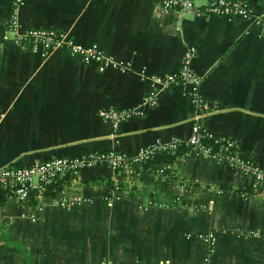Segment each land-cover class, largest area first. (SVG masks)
Returning <instances> with one entry per match:
<instances>
[{
  "label": "crops",
  "instance_id": "obj_1",
  "mask_svg": "<svg viewBox=\"0 0 264 264\" xmlns=\"http://www.w3.org/2000/svg\"><path fill=\"white\" fill-rule=\"evenodd\" d=\"M13 1L0 0V165L178 146L170 160L62 173L27 201L0 186V264H264V186L185 142L200 111L195 93L209 103L200 126L236 138L264 168V25L153 0ZM248 1L255 14L264 7ZM12 16L21 30L53 26L77 45H97L106 66L16 44ZM187 47L195 83H155ZM111 106L143 111L114 127L98 114Z\"/></svg>",
  "mask_w": 264,
  "mask_h": 264
},
{
  "label": "built area",
  "instance_id": "obj_2",
  "mask_svg": "<svg viewBox=\"0 0 264 264\" xmlns=\"http://www.w3.org/2000/svg\"><path fill=\"white\" fill-rule=\"evenodd\" d=\"M22 0H14L16 6ZM159 3L163 8H175L180 12L206 15H223L226 17H240L264 25V7L257 14L248 0H208L204 3H196L194 0H153ZM7 28L13 30L14 42L22 47L40 46L44 51L51 48H64L70 53H77L85 61H99V69H103L107 62L102 61V50L95 44L82 47L77 45L67 31L53 26H29L21 30L20 23L15 16H12ZM195 55L194 47H187L182 55L180 65L176 70L153 74L152 79L162 88L170 87L175 83H184L193 76L191 60ZM157 101L156 94H148L144 97L146 106L154 105ZM194 102L200 109L197 116L194 117L192 124V133L186 142V145L197 148L215 157L216 159L228 163L239 174L248 176L256 185L264 186V168L256 166L248 157L240 152L239 142L236 138L227 137L208 131L200 126L199 115L205 114L209 109V103L194 93ZM143 109L140 107L118 108L101 107L98 114L112 122L116 127L126 117L133 114H141ZM204 138L213 139L218 142L214 147L211 142H205ZM178 146V141L172 139L170 142L155 143L144 145L139 152L133 156H126L116 149H107L102 151H85L80 154L70 155L62 154L53 156L44 160L34 161L25 165H0V186L6 187L17 199L27 201L34 194L39 193L45 188V185L65 172H76L80 168L91 167L101 163H106L111 169L117 170L126 167L130 163H139L146 159L153 158L159 151H174ZM100 264H152V263H126L104 261Z\"/></svg>",
  "mask_w": 264,
  "mask_h": 264
},
{
  "label": "trees",
  "instance_id": "obj_3",
  "mask_svg": "<svg viewBox=\"0 0 264 264\" xmlns=\"http://www.w3.org/2000/svg\"><path fill=\"white\" fill-rule=\"evenodd\" d=\"M205 142H211L212 141V145L214 147L218 146V142L213 141V139H207L204 138ZM171 157H173V154L170 153V151H159L156 152L153 156V158H151L152 161H156V160H170ZM58 177H56L55 179H53L51 182H54ZM51 182H48L47 184L50 185Z\"/></svg>",
  "mask_w": 264,
  "mask_h": 264
}]
</instances>
